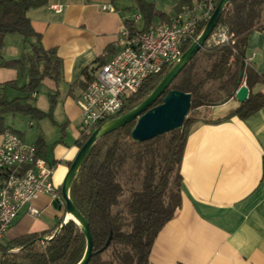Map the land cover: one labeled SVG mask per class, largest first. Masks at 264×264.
I'll use <instances>...</instances> for the list:
<instances>
[{
    "label": "crops",
    "instance_id": "obj_1",
    "mask_svg": "<svg viewBox=\"0 0 264 264\" xmlns=\"http://www.w3.org/2000/svg\"><path fill=\"white\" fill-rule=\"evenodd\" d=\"M172 1L174 10L164 12L166 18L155 24L167 22L180 10V0ZM54 4L63 10L57 12L51 7ZM132 6V0H49L28 10L43 46L55 49L62 58L63 79L58 86L52 81L49 98L57 94L54 108L43 110L51 112L43 119H51L53 126L43 123L29 139L26 132L6 122L5 114L4 123L28 143L44 138V156L55 164L53 179L60 194L81 148L76 99L86 88L85 72L95 70L120 50V30L133 14ZM10 35L14 34H8L5 41ZM15 39H20L19 46L0 54V64L19 58L25 50L24 38ZM245 55L264 73V30L251 33ZM28 82V73L0 66V107L15 98L29 103L21 91ZM242 82L246 83L245 78ZM252 91L264 92V84L257 83ZM34 93L31 96L37 98ZM239 105L235 96L211 105L206 119L192 126L181 164L182 203L156 238L149 264H264V107L246 119L233 116L217 121ZM30 125H34L32 120ZM2 140L0 131V145ZM33 205L39 214L33 216L24 207L0 245L22 235L53 230L64 218L70 219L65 206L50 194H41Z\"/></svg>",
    "mask_w": 264,
    "mask_h": 264
},
{
    "label": "trees",
    "instance_id": "obj_2",
    "mask_svg": "<svg viewBox=\"0 0 264 264\" xmlns=\"http://www.w3.org/2000/svg\"><path fill=\"white\" fill-rule=\"evenodd\" d=\"M48 1L0 0V51L4 49L5 37L8 34L21 35L25 46L29 45L19 58L4 60L0 64L16 68L23 75L28 73L29 82L21 87V91L27 94L24 99L30 98L45 80L49 79L58 86L63 79L62 58L55 49H46L43 46L42 35L34 29L27 14L30 8L45 5ZM132 1L142 15V30L155 24L158 17L166 18V14L156 8L154 1ZM194 1L180 0L178 9L187 8ZM126 22L128 23L127 20ZM205 25L206 23L202 25L198 34ZM220 26L226 27L234 34L235 43H206L199 52L203 51L212 59L210 68L205 69L204 75L198 77V52L154 105L162 103L170 89L191 93L190 109L219 104L234 97L241 85L238 78L242 71L250 90L249 97L217 121L233 116L246 119L264 107V92L252 91L257 83L264 84V73H260L251 62H247L244 54L251 33L264 30V0L230 1L220 17L217 27ZM192 43L186 44L184 52ZM172 67L173 65L147 78L143 86L130 96L124 112L142 103ZM93 71L85 72L87 85ZM211 82H217L218 92L226 95L223 100L217 102L212 98V90H205V86ZM8 84L15 85L14 82ZM56 95H50L51 111L56 103ZM9 112L30 114L39 119L51 116V112L22 102L20 98L4 101L0 107L2 132L7 129L4 114ZM197 121L188 113L180 128L151 140L137 141L132 136L136 124L134 120L98 139L90 148L71 186V198L89 222L93 234V256L89 264L150 263V254L156 238L182 203L181 164L188 135ZM89 136V133L81 134L77 143L82 147ZM164 139H167L166 151L161 154V143ZM36 145L39 154L44 156V138L40 137ZM135 146L138 147L137 151L130 152ZM131 160L135 164L128 172L127 165ZM124 173L127 174L125 182L121 180ZM135 177L139 178L140 188L132 191L127 212L116 210L121 205L126 182H132ZM61 222L53 230L22 235L1 244L0 264H78L86 251L85 231L73 219H69L57 232ZM110 250V257L104 258V253Z\"/></svg>",
    "mask_w": 264,
    "mask_h": 264
},
{
    "label": "built area",
    "instance_id": "obj_3",
    "mask_svg": "<svg viewBox=\"0 0 264 264\" xmlns=\"http://www.w3.org/2000/svg\"><path fill=\"white\" fill-rule=\"evenodd\" d=\"M218 3V0H195L191 6L172 14L167 22L153 24L146 30L139 24L141 13H133L127 18L128 23L125 20L119 34L120 50L92 72L91 80L76 99L81 134H91L125 113L130 96L147 78L180 60L186 44L198 38L202 25ZM51 7L57 12L63 10L60 4ZM207 43L232 45L234 34L220 26ZM246 61L251 62V58ZM54 172L55 164L39 154L36 144L24 141L10 129L3 132L0 145V243L24 207L33 216L39 214L33 202L41 194H50L65 206V199L54 183ZM65 221L64 218L61 224Z\"/></svg>",
    "mask_w": 264,
    "mask_h": 264
},
{
    "label": "water",
    "instance_id": "obj_4",
    "mask_svg": "<svg viewBox=\"0 0 264 264\" xmlns=\"http://www.w3.org/2000/svg\"><path fill=\"white\" fill-rule=\"evenodd\" d=\"M232 0H220L211 17L206 22V25L198 38L193 41L192 45L183 53L171 70L166 74L159 85L153 92L138 106L125 112L115 119H112L105 124L96 128L85 141L83 146L78 151L75 159L71 163L68 173L66 174L62 185L61 194L65 199V209L70 219L78 223L85 231L87 245L84 257L78 264H89L93 256V234L87 219L81 214L71 198V186L76 177L79 168L94 143L103 136L125 126L126 124L136 120V124L132 130V136L137 141L151 140L157 136L167 133L176 128H180L192 104L191 93L184 92L179 89H170L163 102L154 105L155 101L163 95L180 72L189 64L192 58L205 46L213 32L218 26L220 17L225 6ZM245 54V52H244ZM243 72L239 74L238 81L240 87L235 92V98L242 103L249 97V87L242 82ZM63 222L61 227L66 224ZM41 239H50V237H41Z\"/></svg>",
    "mask_w": 264,
    "mask_h": 264
},
{
    "label": "rangeland",
    "instance_id": "obj_5",
    "mask_svg": "<svg viewBox=\"0 0 264 264\" xmlns=\"http://www.w3.org/2000/svg\"><path fill=\"white\" fill-rule=\"evenodd\" d=\"M155 2L156 8L159 11L162 12H170L173 11L174 8L170 7L172 5V0H152ZM177 4H175L176 6ZM131 12L132 13H139L136 9V6H132L131 7ZM160 19L162 18H157L156 21H161ZM143 22V20H142ZM142 22H140L139 24H142ZM9 39H7V41H5V46L4 49L2 51H0V54H8V51L14 50L15 47L19 46V40L20 39H15V38H23L21 35L19 34H14V35H10L8 37ZM7 42V43H6ZM18 45V46H17ZM28 44L26 45V49L28 48ZM212 63V59H210L203 51L199 52L198 55V59H197V64H196V72L198 74V77H201L204 75V71L207 68H210ZM54 89L53 83L50 80H46L43 82L42 85L39 86L38 90H37V98L35 97H30L27 99V101L32 104L35 105L37 107H39L42 110L48 111L51 108V101L49 98V94L52 93ZM205 90H212V98L214 100H216L217 102H219L220 100H223L226 95L224 93H219L218 89H217V82H211L209 84H207L205 86ZM208 106H201V107H196V108H192L189 111V114L191 116H193L194 118H196L197 120L200 119H206L207 114H208ZM5 119L6 122H8L10 124V126L14 127L15 129H18L22 132H26L28 134V138L31 139L33 137L36 136L37 132H39L41 130V127L44 124H49V126H53V124L51 123V119L49 118H34L31 115L25 114V113H21V112H9L7 114H5ZM34 122V125L31 126L30 125V121ZM94 131V130H93ZM166 144H167V139L162 140L161 143V154H164L166 151ZM138 149V147H133L131 148L130 152H136ZM134 161L131 160L129 161L128 165H127V170L128 172H130L132 165H134ZM132 173V172H131ZM130 173V174H131ZM127 178V174L124 173L121 176V180L123 182L126 181ZM126 189L125 192L123 194V196L121 197V205H119L116 210L121 209L124 212H127L128 210V202L131 198L132 195V191L134 189H139L140 188V181L139 178L137 179L136 177L134 178V180H132V182H126ZM56 201H58V199H56ZM111 254V250L104 253V258H109Z\"/></svg>",
    "mask_w": 264,
    "mask_h": 264
}]
</instances>
